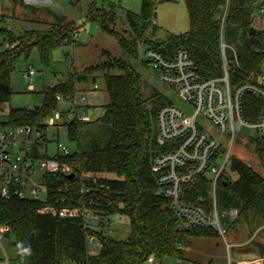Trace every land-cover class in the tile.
<instances>
[{
  "label": "trees",
  "instance_id": "16d2710c",
  "mask_svg": "<svg viewBox=\"0 0 264 264\" xmlns=\"http://www.w3.org/2000/svg\"><path fill=\"white\" fill-rule=\"evenodd\" d=\"M21 1L14 0V3ZM96 1L106 8L96 9ZM183 1L189 16V31L170 34L165 41H153L145 47L158 49L167 56L184 48L204 78H219L222 76L221 20L228 9L224 40L236 50L242 73L232 74V82L239 80L237 75L245 76L260 68L264 61V34L251 33V26L253 13L264 9V0H229L228 6L227 0ZM141 2V13L135 14L108 0H92L86 20L100 23L105 32L118 38L129 58L137 59L138 45L145 41L148 32L155 30L153 20L156 16V0ZM120 10L132 31V41L119 37L114 29V14ZM49 13L56 21L66 20L54 10ZM62 26L29 31L24 37H13L10 30L1 29V33L9 37L10 44L19 42V45L0 53V96L2 91L10 92V77L22 56L27 58L35 48L42 61L47 63L54 50L74 42L71 32L75 29ZM105 56L106 61L87 68L81 75L73 71L68 82L44 91L45 99L38 109H11L7 120L0 121V128L39 126L43 118L57 109V95L73 97L77 95L78 83L90 76H101L108 95L104 113L96 120L79 121L75 118L67 123L68 139L76 145V151L60 160L74 167L75 176L73 179L60 175L46 177L47 205L60 209L87 207L108 223L113 216L127 217L129 235L124 240L116 239L87 227L82 219L41 214L39 211L45 205L41 201L18 198L3 201L0 198V227L8 236L14 237L17 264H143L151 256L156 261L175 258L183 264L189 262L185 251L192 246L194 239L219 236L213 229H177L169 200L156 195L157 185L151 165L157 150L155 117L167 100L159 94L146 97L142 77L130 63L112 58L108 52ZM262 107L260 98L250 94L243 98V114L251 122L257 121ZM256 149H260L259 145ZM229 169L237 178L220 183L219 207L238 210L239 218L229 232L244 223L250 239L264 225V179L237 158H232ZM84 188L89 189V193L83 194ZM200 196L206 199L208 196L204 177L199 178V186L189 196L193 205H200L197 202ZM203 206L209 208L207 202ZM258 221L262 224L257 225ZM90 235H95L102 243V249L94 255L89 253L87 244ZM21 244L31 247V255L20 254L18 245ZM251 246L264 257V242L256 240Z\"/></svg>",
  "mask_w": 264,
  "mask_h": 264
},
{
  "label": "built area",
  "instance_id": "2783aa9c",
  "mask_svg": "<svg viewBox=\"0 0 264 264\" xmlns=\"http://www.w3.org/2000/svg\"><path fill=\"white\" fill-rule=\"evenodd\" d=\"M226 3L228 6L229 0ZM227 15L228 9H225L221 20L222 76L219 78H204L199 66L184 48L176 49L170 56L152 47H146L143 51L145 65L157 72L161 82L177 90L182 100L193 108V113L187 114L168 101L157 110V150L151 159L156 195L169 200L178 230L213 229L224 239L239 218L235 208L221 210L218 199L220 183L225 179L232 181L233 174L229 168L234 142L244 129L264 141V61L257 71L245 76L237 75L239 80L232 82V74L242 73L236 50L224 40ZM252 19L251 29L264 34V9L255 11ZM77 36L71 45L76 42ZM18 45L19 42L7 43L3 49L0 48V53L13 50ZM23 76L32 90L36 72L30 68ZM92 88L97 89L95 84ZM247 94L263 101L255 122L247 120L243 114L242 103ZM56 100L59 106L43 118L39 126L0 128V198L3 201L14 198L41 201L45 204L39 211L41 214L62 219H82L87 227L112 236L111 222L102 220L90 208L60 209L47 205L49 193L46 177H68L75 171L71 164L60 160L72 154L60 143L61 133L66 129L68 137L67 123L75 118L90 121L84 110L83 96L64 98L57 95ZM202 120L209 121L218 130L219 136L203 125ZM52 139L56 141L57 152L49 155L48 146ZM201 177L207 180L208 196L207 199L200 196L197 199L200 205L196 206L189 196L199 186ZM43 191L45 198L41 199ZM81 192L89 193V189L84 188ZM205 202L208 209L203 206ZM261 233H264V226L252 235L248 245L256 241ZM87 244L92 255L102 249V243L95 235L88 237ZM231 247L227 244L228 250ZM148 262L155 264L156 260L151 256Z\"/></svg>",
  "mask_w": 264,
  "mask_h": 264
},
{
  "label": "rangeland",
  "instance_id": "374dc122",
  "mask_svg": "<svg viewBox=\"0 0 264 264\" xmlns=\"http://www.w3.org/2000/svg\"><path fill=\"white\" fill-rule=\"evenodd\" d=\"M121 6L124 11L135 14L141 13L142 0H108ZM49 6L36 3H26L25 0L14 3V0H0V48L9 43V37L1 33L2 28H7L13 37H24L29 31L51 30L55 25H63L75 29L71 32V40L78 34L76 42H69L54 50L47 63H44L37 49H33L29 56H22L15 66V71L10 77V92L2 91L0 96V121L7 120L11 109L32 108L41 106L45 99L44 91L54 88L59 84L68 82L73 74L81 75L84 71L101 62L106 61L105 52L112 58L127 61L142 77L144 94L146 97L159 94L167 102H172L183 109L185 113L192 114L191 105L182 100L177 90L163 84L157 72L150 70L143 62V51L146 44L156 41H165L170 34L180 35L187 33L190 28L189 16L183 0H156V16L153 20L155 30L148 32L145 41L138 45V58H129L124 52L116 36L104 31L100 23L87 21L86 12L92 0H50ZM95 8H106L100 1L95 2ZM57 8L64 21H56L49 11ZM120 10L114 14V29L119 37L132 41V31ZM7 32H5L6 34ZM32 68L36 72L32 90L23 74ZM118 74V71H113ZM95 77V78H94ZM90 76L76 86L77 96H83L86 115L90 120L100 118L103 106L108 102L105 81L101 76ZM93 84L97 89H93ZM59 106L58 104L56 105ZM203 125L209 128L216 136L218 130L207 120H202ZM253 141V144L250 141ZM60 143L66 146L71 153L76 151V145L69 141L66 129L61 133ZM259 145L260 149H256ZM56 141L52 139L48 146V154L54 155ZM232 156L248 165L252 171L264 179V141L252 136L248 130H243L236 138L232 147ZM112 177V176H110ZM237 177L232 176L234 181ZM45 198V191L41 199ZM221 209V208H220ZM223 210V209H221ZM113 237L126 239L130 232V222L127 217L113 216L110 219ZM259 221L257 225H261ZM264 226V225H263ZM262 226V227H263ZM260 227V228H262ZM249 229L244 223L237 225L225 236L210 239H194L192 246L185 251V257L192 262L184 261L183 264H263V256L258 250L248 245ZM233 231V232H232ZM264 242V233L258 235ZM14 237L8 236L4 228L0 227V264H17V251L13 246ZM227 242V243H226ZM227 244L232 245L228 250ZM143 264H152L145 262ZM155 264H179L175 258H166L156 261Z\"/></svg>",
  "mask_w": 264,
  "mask_h": 264
},
{
  "label": "water",
  "instance_id": "95a60500",
  "mask_svg": "<svg viewBox=\"0 0 264 264\" xmlns=\"http://www.w3.org/2000/svg\"><path fill=\"white\" fill-rule=\"evenodd\" d=\"M25 1H26V3H36V4H40V5H44V6H49L51 4L50 0H45L42 2H34L32 0H25ZM54 11L57 13L60 12V10L57 8H54ZM251 33H256V30L251 29ZM35 109H38V106H35ZM74 176H75V174L73 173V174H70L68 177H69V179H73Z\"/></svg>",
  "mask_w": 264,
  "mask_h": 264
},
{
  "label": "clouds",
  "instance_id": "9594fccd",
  "mask_svg": "<svg viewBox=\"0 0 264 264\" xmlns=\"http://www.w3.org/2000/svg\"><path fill=\"white\" fill-rule=\"evenodd\" d=\"M18 248H19V250H20V254H21L22 256H29V255H31V247H30V246L25 247V246H23V245L21 244V245H18Z\"/></svg>",
  "mask_w": 264,
  "mask_h": 264
},
{
  "label": "bare ground",
  "instance_id": "6f19581e",
  "mask_svg": "<svg viewBox=\"0 0 264 264\" xmlns=\"http://www.w3.org/2000/svg\"><path fill=\"white\" fill-rule=\"evenodd\" d=\"M32 1H34V2H42V1H45V0H32Z\"/></svg>",
  "mask_w": 264,
  "mask_h": 264
},
{
  "label": "crops",
  "instance_id": "0c3cea01",
  "mask_svg": "<svg viewBox=\"0 0 264 264\" xmlns=\"http://www.w3.org/2000/svg\"><path fill=\"white\" fill-rule=\"evenodd\" d=\"M189 262H192V261H190V260H188ZM180 264V263H179ZM248 264H250V263H248Z\"/></svg>",
  "mask_w": 264,
  "mask_h": 264
},
{
  "label": "flooded vegetation",
  "instance_id": "af4514ba",
  "mask_svg": "<svg viewBox=\"0 0 264 264\" xmlns=\"http://www.w3.org/2000/svg\"><path fill=\"white\" fill-rule=\"evenodd\" d=\"M263 264H264V261H263Z\"/></svg>",
  "mask_w": 264,
  "mask_h": 264
}]
</instances>
